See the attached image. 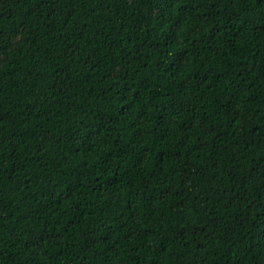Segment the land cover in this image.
<instances>
[{"label":"trees","instance_id":"1","mask_svg":"<svg viewBox=\"0 0 264 264\" xmlns=\"http://www.w3.org/2000/svg\"><path fill=\"white\" fill-rule=\"evenodd\" d=\"M0 264H264V0H0Z\"/></svg>","mask_w":264,"mask_h":264}]
</instances>
